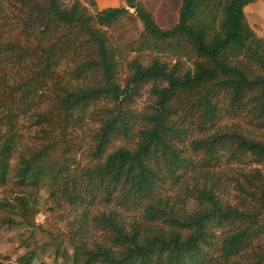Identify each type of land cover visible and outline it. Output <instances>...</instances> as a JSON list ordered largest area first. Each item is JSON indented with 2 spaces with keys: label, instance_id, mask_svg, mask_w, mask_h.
<instances>
[{
  "label": "trees",
  "instance_id": "trees-1",
  "mask_svg": "<svg viewBox=\"0 0 264 264\" xmlns=\"http://www.w3.org/2000/svg\"><path fill=\"white\" fill-rule=\"evenodd\" d=\"M125 1L0 0V227L65 226L17 264H264L257 0Z\"/></svg>",
  "mask_w": 264,
  "mask_h": 264
},
{
  "label": "rangeland",
  "instance_id": "rangeland-1",
  "mask_svg": "<svg viewBox=\"0 0 264 264\" xmlns=\"http://www.w3.org/2000/svg\"><path fill=\"white\" fill-rule=\"evenodd\" d=\"M144 6L149 9L156 17L157 22L163 28L174 25L179 18V9L182 0H141ZM99 8L109 6H126L125 0H97ZM247 19L258 36L264 37V0H257L245 8ZM144 24L134 12L130 9V13L110 29L115 39L120 44H129L136 40L142 30ZM5 192H0V196ZM1 216V212H0ZM39 226L34 228L23 226L14 230H8L0 227V261L5 264H17V258L26 251L24 240L30 241L31 245L44 243L48 241L49 231H63L65 229L64 222L59 217L52 214H44L39 217ZM51 254V256H50ZM3 256H6L5 258ZM50 264H63V259L57 262L54 260L52 249L43 256Z\"/></svg>",
  "mask_w": 264,
  "mask_h": 264
}]
</instances>
